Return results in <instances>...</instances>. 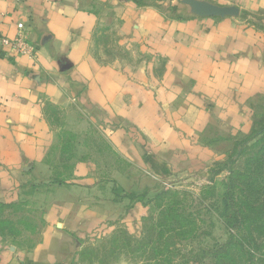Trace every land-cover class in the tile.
<instances>
[{
	"label": "crops",
	"instance_id": "0c3cea01",
	"mask_svg": "<svg viewBox=\"0 0 264 264\" xmlns=\"http://www.w3.org/2000/svg\"><path fill=\"white\" fill-rule=\"evenodd\" d=\"M19 23L34 54L0 39V208L27 203L41 226L28 248L0 232V264H72L78 240L123 213L119 189L216 160L208 131L250 129L264 99V0H0V38ZM60 138L74 172L62 183Z\"/></svg>",
	"mask_w": 264,
	"mask_h": 264
},
{
	"label": "rangeland",
	"instance_id": "374dc122",
	"mask_svg": "<svg viewBox=\"0 0 264 264\" xmlns=\"http://www.w3.org/2000/svg\"><path fill=\"white\" fill-rule=\"evenodd\" d=\"M114 40L112 31L97 36V53L103 61L111 60ZM254 102L250 129L228 135L212 129L206 134L223 152L216 160L200 165L193 172L171 176L165 183L154 187L151 184L150 189L139 195L119 189L118 197L128 200L119 219L104 224L102 228L109 226L107 230L78 240L70 262L214 264L217 258L212 252L226 245L234 234L244 239L249 233L253 234L251 245L261 256L264 242L258 240L255 225H249V230L241 229L240 225L242 213L249 218L264 217V99ZM55 125L59 128L62 122L56 121ZM63 141L72 140L60 138L51 151L55 157V179L61 183L74 175L69 169L72 164L67 161L68 155L55 152L60 148L57 144ZM98 146L102 150L106 147L102 141ZM95 157L102 165H109L112 159L111 153ZM26 204H17L11 210L0 208V229L3 237L20 239L21 246L28 248L37 239L41 212L36 209L33 213V207ZM138 204L135 215L127 217Z\"/></svg>",
	"mask_w": 264,
	"mask_h": 264
},
{
	"label": "trees",
	"instance_id": "16d2710c",
	"mask_svg": "<svg viewBox=\"0 0 264 264\" xmlns=\"http://www.w3.org/2000/svg\"><path fill=\"white\" fill-rule=\"evenodd\" d=\"M130 195L139 194L132 193ZM130 199L133 200V198ZM241 215L243 220L240 222L241 229L249 230V225H255L254 231L258 240L264 242V217L249 218L244 216L243 213ZM0 232H2V229H0ZM251 241L254 243L253 234L251 233L244 239L234 234L226 245L212 252V255L217 258L214 264H264V253H261V256L257 255V248L253 244L251 245ZM245 257H247L246 260Z\"/></svg>",
	"mask_w": 264,
	"mask_h": 264
},
{
	"label": "built area",
	"instance_id": "2783aa9c",
	"mask_svg": "<svg viewBox=\"0 0 264 264\" xmlns=\"http://www.w3.org/2000/svg\"><path fill=\"white\" fill-rule=\"evenodd\" d=\"M19 27V34L16 38L12 39L7 36H3L1 39V43L6 46H10L12 49H14L18 54L22 55H30L32 56L33 48L28 43L26 36H25V26L22 23L18 24ZM23 264V263H21Z\"/></svg>",
	"mask_w": 264,
	"mask_h": 264
}]
</instances>
